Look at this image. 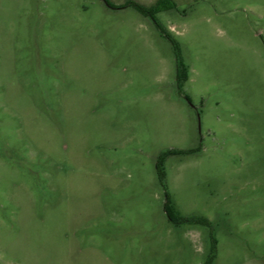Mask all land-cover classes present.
Masks as SVG:
<instances>
[{"label":"rangeland","instance_id":"obj_1","mask_svg":"<svg viewBox=\"0 0 264 264\" xmlns=\"http://www.w3.org/2000/svg\"><path fill=\"white\" fill-rule=\"evenodd\" d=\"M110 1L0 0V264H264V0Z\"/></svg>","mask_w":264,"mask_h":264},{"label":"trees","instance_id":"obj_2","mask_svg":"<svg viewBox=\"0 0 264 264\" xmlns=\"http://www.w3.org/2000/svg\"><path fill=\"white\" fill-rule=\"evenodd\" d=\"M105 3L110 7H116L110 0H104ZM122 6H133L139 13H141L144 16H150L155 24L158 26V28L161 29L165 33V35L171 40L173 43L175 50H177V43L176 41L164 30L162 24L159 22V20L156 17V13L172 8L174 7V2L171 0H156L155 2L147 5L144 3H141L136 0H128L126 1ZM187 79V71L183 63L179 60L177 57V65H176V80L179 86L183 84V82ZM193 151L192 149H177L172 148L167 150L164 155L167 154H175V153H187ZM157 169L160 172L161 177L163 176L162 167L158 166ZM165 211L167 213V216L170 220L175 222H181V221H195V222H201V223H209L207 218L204 217H188V216H177L170 204H165ZM215 240L212 241V247L211 252L205 262V264H210L211 260L215 256Z\"/></svg>","mask_w":264,"mask_h":264}]
</instances>
